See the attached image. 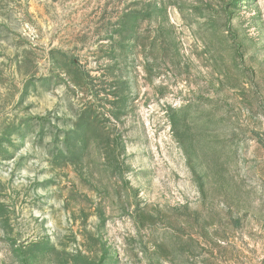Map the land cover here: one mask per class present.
<instances>
[{"label":"rangeland","instance_id":"374dc122","mask_svg":"<svg viewBox=\"0 0 264 264\" xmlns=\"http://www.w3.org/2000/svg\"><path fill=\"white\" fill-rule=\"evenodd\" d=\"M0 264H264V0H0Z\"/></svg>","mask_w":264,"mask_h":264}]
</instances>
